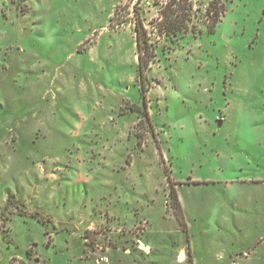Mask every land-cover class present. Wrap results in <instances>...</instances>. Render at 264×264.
<instances>
[{
  "label": "rangeland",
  "instance_id": "rangeland-1",
  "mask_svg": "<svg viewBox=\"0 0 264 264\" xmlns=\"http://www.w3.org/2000/svg\"><path fill=\"white\" fill-rule=\"evenodd\" d=\"M185 2L0 0V264H264V0Z\"/></svg>",
  "mask_w": 264,
  "mask_h": 264
},
{
  "label": "trees",
  "instance_id": "trees-1",
  "mask_svg": "<svg viewBox=\"0 0 264 264\" xmlns=\"http://www.w3.org/2000/svg\"><path fill=\"white\" fill-rule=\"evenodd\" d=\"M183 2H185V0H183ZM188 2V1H187ZM185 2V3H187ZM216 0H211V2L209 3L208 9H212L213 10V21L211 24H207L208 25V29L210 30L214 24L219 20L220 15L223 14V5L217 6L216 5ZM173 7V9L177 8L178 9V13H175V10H169V7ZM193 9V5L191 2L187 3V8H185V6H183L182 8L180 7V5H176V3L174 4H170L169 6L165 7V10H167L168 14L164 15L163 13V18H165V21H161L160 23V32L161 35L159 37H161L163 34L166 35L167 39L170 38V36H173L175 34H177L178 32H186L189 29V20H190V16L189 13L192 12ZM208 9L206 10L208 13ZM170 12H172L171 15ZM186 15L189 16V19L184 18L185 13ZM134 13H135V23H134V32H135V43H136V49H137V77L139 79V81L141 83H143L145 75L147 73V71L150 69L151 67V63L153 62L154 58L156 57V44H153L150 36L147 32V30L145 29V26L143 24V22L139 19L138 14L136 13V10L134 9ZM183 14V16H182ZM118 15V11H116L115 16ZM117 17V16H116ZM117 20V18H116ZM191 30L193 31L194 28L191 27ZM163 51V48H162ZM144 97V96H143ZM168 198H169V203L171 204L172 208H173V213L176 216L177 221L179 222V224L181 225V227H184L185 223H184V217H183V211H182V207L181 204L179 202V198H178V194L176 192V190L174 189V185L171 184V182L169 181V192H168ZM9 205H14L15 208L18 210V204L16 203V201H10L7 200L6 204L4 205L3 211L1 212V215H3L5 213V211L8 209ZM20 210V209H19ZM20 214H24V211H17ZM33 216H35V218H40L41 220L44 219L42 217V214L39 213V211L37 210L36 212L32 213ZM4 219H8V215L4 218Z\"/></svg>",
  "mask_w": 264,
  "mask_h": 264
}]
</instances>
